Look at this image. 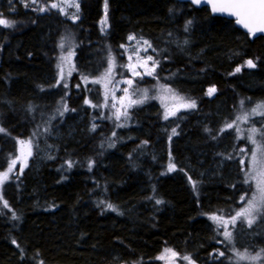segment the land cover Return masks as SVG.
I'll return each instance as SVG.
<instances>
[{
    "label": "trees",
    "instance_id": "obj_1",
    "mask_svg": "<svg viewBox=\"0 0 264 264\" xmlns=\"http://www.w3.org/2000/svg\"><path fill=\"white\" fill-rule=\"evenodd\" d=\"M77 1L72 20L0 0V17L15 22L0 26V172L17 139L37 133L26 166L0 188V264H160L165 248L195 264H233V244L253 254L264 248V219L238 221L232 244L220 243L222 231L208 219L234 215L254 187L243 183L240 164L250 144L220 129L264 101V36L251 40L232 19L187 1L107 0V11L105 0ZM130 35L147 39L159 61L156 76L134 82L152 98L129 108L127 119H106L111 107L85 101L104 103V89L91 81L110 56L113 80L131 78L121 67ZM68 40L74 69L63 82L58 55ZM250 59L256 67H247ZM161 84L196 107L165 120ZM251 120L260 128L264 117Z\"/></svg>",
    "mask_w": 264,
    "mask_h": 264
},
{
    "label": "snow or ice",
    "instance_id": "obj_2",
    "mask_svg": "<svg viewBox=\"0 0 264 264\" xmlns=\"http://www.w3.org/2000/svg\"><path fill=\"white\" fill-rule=\"evenodd\" d=\"M36 2V0H33ZM204 2L211 3L213 12H227L236 17V23L243 25L248 32L252 35H255L257 32H264V0H204ZM191 3L199 5L202 3V0H191ZM68 5L75 8H79L78 3L75 0H62V3H51L50 7L52 9H58L61 12H64V6ZM27 6V5H26ZM47 10L46 6H41L38 8V11L44 12ZM105 11H107V0H105ZM2 16V14H0ZM75 19V17H73ZM14 21H10L4 18H0V26L12 27ZM102 23H106V18ZM192 23L191 20L187 22L188 25ZM103 30V29H102ZM187 30V25L185 27ZM129 40H135L136 37L130 35L128 37ZM187 43V41H185ZM144 45L147 47L143 48V51L146 53L148 48H151V44L148 41H143ZM63 47V43L61 44ZM121 47H124L123 45ZM136 62L133 63V56H129V62L121 67L126 68L128 72L131 74V78L125 79L123 81H116V84L124 83L128 85V87L123 88L121 91L123 95L117 99L115 96V89L109 87L112 84L114 76H115V57L110 56L108 61V68L101 75V77L93 79L91 82L94 84H101L104 87V103L103 104H91V101L86 100V104H90L92 107H111L113 109L111 115L104 117L106 119H115L116 121L121 120V118L127 119L128 117V109L143 104L146 100L152 98L148 95V89H139L135 87L136 78L143 79L144 76H156V67L159 64V61L154 60L152 56H147L146 60H141L140 49H134ZM72 53H69L67 57H61L62 62L70 59ZM151 62V66L149 67V63ZM247 67L254 68L256 67L253 60L246 61ZM58 67H60L58 65ZM138 68H142L143 72L138 71ZM236 72L241 71L240 67L235 69ZM71 72H69V75ZM61 79H63V70L61 69ZM85 83H88V78L83 77ZM59 83V81L57 82ZM79 87V85H78ZM131 89V91H130ZM160 96L157 97L162 101L164 107V115L163 118L165 120L169 119V117L176 116L177 113L181 109H190L195 108V101H187L186 98L180 96L173 89L168 87L167 85H159ZM215 92V88H209L208 95H212ZM139 95V98L133 99V96ZM111 95V104L109 103V96ZM171 101V105L167 103ZM245 101H240V105L243 108ZM117 104L120 107H117ZM67 108L65 107V111ZM63 113H61L62 115ZM264 117V101H261L255 105V107L251 109H246L241 112V114L237 115L235 119L231 122L225 124V126L220 129L221 132H224L227 129H235L237 133V138H244L252 145L250 150V158H249V166L247 170L243 167L245 161L243 159V155H248L249 152L246 149H241L240 153L242 154V158L240 159V164L242 165L241 171L244 172V180L243 183L247 185H254L252 187L251 193L245 192L244 195L240 196V201L244 202L243 206L235 211L234 215H231L228 218H225L223 215L212 214L209 218L217 225V228H223L222 235L224 237L223 241L220 243L227 242L229 244L233 243V232L229 230V225L233 228L236 226L238 221H246L248 226L251 225L257 220V218H264V121L261 122L262 126L260 128L255 127V123L252 122V117ZM240 122L249 123V127L247 129H242L239 126ZM123 125L117 124V127H121ZM97 127L96 124L92 125V129L95 130ZM0 131H4L0 129ZM48 129L45 128L44 132H47ZM176 130L172 129V135H176ZM37 133H33V136L28 140H19L18 144L20 145L19 154L15 156V158L11 159L8 163V167L5 171L0 172V185H3L10 179V174L14 171L17 162H21V171L23 167L26 166V161L29 157L33 155L34 148V137ZM115 135V133H113ZM113 146V145H110ZM69 167L72 166L71 161L66 162ZM91 162L89 164V168H91ZM175 165L169 164V171L174 170ZM191 181V177H189ZM193 187L195 188L196 182L191 181ZM2 199V197H0ZM103 203V202H102ZM157 204L162 203V201L157 200ZM3 207L7 208V201L3 202ZM108 208L114 209V206L111 204L107 205ZM15 243V241H13ZM233 253V256L228 257L229 260H233L234 264H242V262H247V264H261V261L264 260V248L253 254L248 249L244 251H240L236 249L234 244L230 249ZM219 256H224V252H219ZM160 260L168 261L169 264H175L176 260L187 261L188 264H195L192 261L190 255L180 256L179 253L175 252L172 249H165L164 254L158 257ZM42 264V262H41Z\"/></svg>",
    "mask_w": 264,
    "mask_h": 264
},
{
    "label": "rangeland",
    "instance_id": "obj_3",
    "mask_svg": "<svg viewBox=\"0 0 264 264\" xmlns=\"http://www.w3.org/2000/svg\"><path fill=\"white\" fill-rule=\"evenodd\" d=\"M24 4H25V6L27 5V6H29V7H31L35 12H41V11H38V8L39 7H41V6H46L47 7V10L49 9V8H51L50 7V4L51 3H62V0H36V2H33V0H21ZM75 2L76 3H78V1L77 0H75ZM26 6V7H27ZM64 6V12H61L65 17H67V18H69V19H72V20H75V19H77V17H78V12H79V8L77 9V8H75V7H72V6H68V5H63ZM45 12V11H44ZM73 17H75V19L73 18ZM1 18V17H0ZM5 19V18H4ZM5 27V26H4ZM143 41H148L147 39H145V38H137L136 37V39L135 40H129L128 39V44H127V46H126V48H125V53H126V55H127V60H128V57L129 56H133V63H135L136 62V59H135V53H134V49H137V48H139L140 49V56H141V60L143 61V60H146L147 59V56H151V54H150V50H151V48H148V51L145 53L144 51H143V48H145V47H147V45H144L143 44ZM65 43H66V45H65ZM68 43V44H67ZM71 44H73L72 43V40H68V41H66V42H64L63 43V47H61L60 48V52H59V55H58V65L60 66V67H58V72H57V78L60 80V81H66V79H67V77L69 76V72H71L72 73V71H73V69H74V48H73V45H71ZM69 53H72V55H71V57H70V59H68V60H65V61H63L62 62V60H61V57H67L68 56V54ZM128 62H129V60H128ZM149 63V67L151 66V62H148ZM61 69L63 70V79H61ZM138 71H141V72H143V69L142 68H138L137 69ZM130 73V72H129ZM123 80H125V79H119V80H113V82H112V84L111 85H109V87H111V88H114L115 89V94H118L119 93V97L120 96H122L123 95V92L121 91L123 88H126V87H128V85H126V84H124V83H119V84H116V81H123ZM102 86V92H103V89H104V87H103V85H101ZM105 91V90H104ZM130 91H131V89H130ZM138 95H140L139 93L137 94V96H133L132 98L133 99H137V98H139V96ZM157 95H159L160 96V91H158L157 92ZM158 96V97H159ZM119 97H118V99H119ZM167 103H169V105H171V101H168ZM160 104H161V106H162V108H163V111H164V107H163V104H162V101L160 100ZM119 107H120V105H118ZM253 107H255V105L253 106ZM252 107V108H253ZM192 108H190V109H181L178 113H177V115L176 116H179V115H181V114H184V113H186V112H188V111H190ZM251 109V108H250ZM176 116H173V117H176ZM169 118H172V117H169ZM19 140H26V139H17V153H16V155H18L19 154V148H20V145L18 144V141ZM250 144V143H249ZM251 148H252V145L250 144V146H249V154H248V166H249V158H250V150H251ZM15 158V157H14ZM27 161H28V159H27ZM27 161H26V163H27ZM10 162V161H9ZM7 167H8V165L5 167V169L3 170V171H5L6 169H7ZM20 170L21 169V162L20 161H18L17 162V165H16V167H15V169H14V171L15 170ZM3 171H1V172H3ZM13 171V172H14ZM12 172V173H13ZM0 188H1V185H0ZM212 215V214H211ZM210 216V215H209ZM209 216H208V219L211 221V223L215 226V227H217V225L209 218ZM225 218H228V217H225ZM259 219V220H258ZM264 218H257V220L258 221H261V220H263ZM256 220V221H257ZM255 221V222H256ZM244 222H246V221H244ZM254 222V223H255ZM253 223V224H254ZM246 224H247V222H246ZM248 225V224H247ZM221 231H223V228H219ZM232 229H233V227L231 226V225H229V230H231L232 231ZM165 249H169V248H165ZM165 249H163L162 251H161V253L158 255V257H160L162 254H164V250ZM159 260V262H160V264H169V262L168 261H165V260H160V259H158ZM233 261V260H232ZM175 264H188V262L187 261H182V260H179V259H177L176 260V262H175ZM233 264H234V261H233ZM242 264H247V262H242ZM261 264H264V260H262L261 261Z\"/></svg>",
    "mask_w": 264,
    "mask_h": 264
},
{
    "label": "water",
    "instance_id": "obj_4",
    "mask_svg": "<svg viewBox=\"0 0 264 264\" xmlns=\"http://www.w3.org/2000/svg\"><path fill=\"white\" fill-rule=\"evenodd\" d=\"M177 1H187V2H190L191 3V0H177ZM194 7H197V8H199V7H207L208 8V10L210 11V13L212 14V15H215V16H221V17H224V18H227V19H232L233 21H234V25L237 27V28H239V29H241L243 32H245V33H247L248 34V36H249V38L251 39V40H253L255 37H257V36H264V32H257L255 35H252V34H250L249 32H248V29H246L245 27H243V25H240V24H237L236 23V17L234 16V15H231V14H229V13H227V12H213L212 11V5H211V3H208V2H204V0H202V3H200L199 5H197V4H193V3H191Z\"/></svg>",
    "mask_w": 264,
    "mask_h": 264
}]
</instances>
